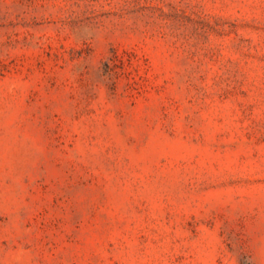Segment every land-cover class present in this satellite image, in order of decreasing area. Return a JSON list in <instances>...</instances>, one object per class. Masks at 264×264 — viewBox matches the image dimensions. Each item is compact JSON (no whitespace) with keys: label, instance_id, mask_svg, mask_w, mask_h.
<instances>
[{"label":"rangeland","instance_id":"374dc122","mask_svg":"<svg viewBox=\"0 0 264 264\" xmlns=\"http://www.w3.org/2000/svg\"><path fill=\"white\" fill-rule=\"evenodd\" d=\"M0 264H264V0H0Z\"/></svg>","mask_w":264,"mask_h":264}]
</instances>
